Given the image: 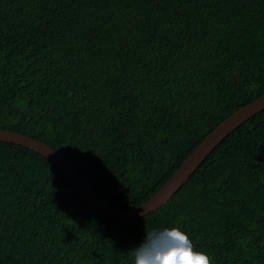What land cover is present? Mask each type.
Returning a JSON list of instances; mask_svg holds the SVG:
<instances>
[{
	"label": "trees",
	"instance_id": "trees-1",
	"mask_svg": "<svg viewBox=\"0 0 264 264\" xmlns=\"http://www.w3.org/2000/svg\"><path fill=\"white\" fill-rule=\"evenodd\" d=\"M263 94L264 0H0V129L61 154L113 207L146 201ZM165 227L213 264H264V108L133 219L0 141V264H133Z\"/></svg>",
	"mask_w": 264,
	"mask_h": 264
},
{
	"label": "water",
	"instance_id": "water-1",
	"mask_svg": "<svg viewBox=\"0 0 264 264\" xmlns=\"http://www.w3.org/2000/svg\"><path fill=\"white\" fill-rule=\"evenodd\" d=\"M263 108L264 94L232 112L204 137L156 192L142 204L132 208H117L104 202L93 192L72 164L45 143L6 129H0V141L24 146L47 159L61 172L79 195L99 213L118 219H133L145 215L165 203L223 137Z\"/></svg>",
	"mask_w": 264,
	"mask_h": 264
},
{
	"label": "clouds",
	"instance_id": "clouds-1",
	"mask_svg": "<svg viewBox=\"0 0 264 264\" xmlns=\"http://www.w3.org/2000/svg\"><path fill=\"white\" fill-rule=\"evenodd\" d=\"M132 252L133 264H213L210 256L194 250L189 236L176 227L146 233Z\"/></svg>",
	"mask_w": 264,
	"mask_h": 264
}]
</instances>
